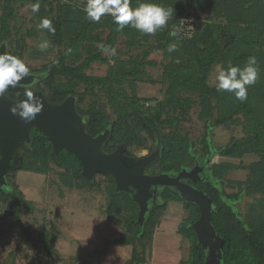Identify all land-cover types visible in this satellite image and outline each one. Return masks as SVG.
Here are the masks:
<instances>
[{"label":"trees","instance_id":"trees-1","mask_svg":"<svg viewBox=\"0 0 264 264\" xmlns=\"http://www.w3.org/2000/svg\"><path fill=\"white\" fill-rule=\"evenodd\" d=\"M37 2L39 10L32 12L36 25L26 34L37 37L40 20L50 19L54 34L40 31L50 41L47 50H58V56L40 69L29 70V74L38 77L34 85L9 87L5 93L13 100H20L25 90L34 87L54 104L74 96L92 137L111 131L105 146L107 153L125 145L126 155L135 156L133 148H147L149 142L151 152L159 151L158 161L148 169L151 175L175 176L183 169L195 167L200 156L196 152L198 145L202 157L211 162L214 154L229 159L255 154L258 160L243 167L248 171L246 181L229 183L239 189L237 193L226 195L224 191L228 174L242 168L232 163H212L208 179L194 186L214 201L212 223L225 241L221 264H264V0H130L132 8L152 3L170 12L167 23L154 34H144L130 25L120 28L108 14L98 22L89 20L84 11L87 0L80 4L63 0H0V46L7 44L10 55L23 59L25 35L19 30L13 38L12 23L21 8ZM186 25L192 26L190 34ZM173 32L177 35L173 36ZM120 43L122 48H118ZM172 43L177 49L169 52ZM44 52L37 50L35 54ZM154 53L163 56L159 64L151 59ZM250 57L256 58L258 75L256 82L248 86L247 99L243 102L209 84L216 66L227 69L231 63L244 68ZM95 64L108 65L106 75L88 74ZM158 65H162L161 84L166 87L163 98L140 97V85L160 83L148 71ZM194 105L200 107L199 117L204 121L205 132L200 143L192 142L183 130ZM239 118H243L247 136L228 146L214 147L212 129L236 123ZM32 133V144H23L10 163L6 174L8 184L0 188V205L7 207L3 218H15L16 226L23 229L24 242L45 247V254L40 248L37 258L28 264L44 261L55 264L56 236L44 229L36 239L30 226L21 222L23 215L34 210V205L16 186L15 178L21 172L47 174L55 165L62 170L61 183L70 189L92 188L97 183L81 177L82 164L72 153L64 149L56 157L49 138L36 128ZM106 178L108 216L121 218L130 212L125 220L122 218L127 234L113 241L114 245L132 247L128 264L147 263L155 229L171 203L182 204L188 213L177 230L180 238L190 241L189 258L180 264L205 263L206 252L192 228L200 218L195 204L185 202L174 188L158 187L141 226L139 207L133 198L128 193H116L115 180L111 176ZM243 195L257 196L245 214L237 208ZM104 254V250L91 253L83 264H96Z\"/></svg>","mask_w":264,"mask_h":264},{"label":"rangeland","instance_id":"rangeland-1","mask_svg":"<svg viewBox=\"0 0 264 264\" xmlns=\"http://www.w3.org/2000/svg\"><path fill=\"white\" fill-rule=\"evenodd\" d=\"M63 1H74L78 4L83 2V0ZM32 19L31 6L21 8L18 18L12 23L11 33L13 38L19 30L25 35L26 51L22 60L29 70L40 69L43 65L56 60L58 56L56 49L46 50L42 55L35 54V51L40 50L39 44L47 39L45 38L46 33L40 31L37 26V37H28L26 32L36 25ZM200 25L201 23H199ZM124 40L123 38L120 41ZM118 48H122L121 43ZM106 55L108 56L107 52ZM151 59L159 64L163 56L161 53H154ZM222 69V65L213 69L209 79V84L212 87L216 86V76ZM107 71L108 65L95 64L87 73L104 76ZM148 71L160 83L157 85L142 84L139 86L138 94L140 97L161 100L166 89L164 83L161 84L162 65L150 67ZM103 102H107V100L103 98ZM215 105L217 104L215 103ZM199 114L200 107L194 105L190 111L188 122L183 125L185 134L195 143H200L205 132L204 121L200 119ZM239 119L236 123L212 129L211 139L214 147L228 146L233 141L241 140L247 136L243 127V118ZM150 145L149 142L147 148L134 147L135 156L142 158L150 155ZM201 150V146L198 145L196 152L203 156ZM257 160L258 157L255 154H247L240 159H229L214 154L207 171L210 172L214 162L219 164L232 163L242 167L232 171L227 176L224 191L226 195H230L237 193L239 189L229 186V183L246 181L248 171L243 167H248ZM201 161L205 163L204 158ZM61 172L62 170L53 165L47 174L21 172L17 175L15 178L16 186L23 192L25 198L34 205V210L23 215L21 222L30 226L36 239L44 229L56 236L55 264H83L84 261L90 259L91 253L102 250L105 251V254L97 260L96 264H128L132 256V247L114 245L113 241L127 234L125 227H123V221L130 212H126L125 217L122 215L121 218L108 216L106 211L109 204L107 192L109 181L106 176L96 175L92 182L97 183L95 187L86 186L83 189H70L61 183L59 178ZM256 199L257 196L243 195L241 203L237 204L240 213L245 214ZM6 209V205H0V264H28L37 258L40 248L41 252L45 254V247L43 248L42 245L37 248L33 242H24L21 236L23 229L16 226L15 218H3ZM187 216L188 213L182 204L171 203L169 205L168 210L160 217V223L155 229L154 241L150 244L151 251H148L146 264H180L188 260L190 241L180 238L181 236L177 234L179 223ZM42 263L45 264L46 262Z\"/></svg>","mask_w":264,"mask_h":264},{"label":"water","instance_id":"water-1","mask_svg":"<svg viewBox=\"0 0 264 264\" xmlns=\"http://www.w3.org/2000/svg\"><path fill=\"white\" fill-rule=\"evenodd\" d=\"M2 53L9 54L7 44L0 46ZM37 80V75L28 74L16 86L29 87ZM30 91L42 102V111L30 123H25L9 111L12 106L26 99L25 95L20 100H13L6 93L0 97V188L7 186L6 174L10 163L23 144H32V131L36 128L52 142L56 157L65 149L81 162V177L89 183L94 181L96 175L111 176L116 183V193H128L139 207L138 224L141 226L145 223L157 188L176 189L185 202L195 204L200 211V218L192 228L206 252L204 264H221L225 241L212 223L214 201L194 186L204 181V167L198 164L192 169H183L175 176L151 175L148 169L158 161L157 149L142 158L126 155L125 145L107 153L105 146L111 131L106 130L92 137L87 131V120L78 111L74 96L54 104L42 90L31 88Z\"/></svg>","mask_w":264,"mask_h":264},{"label":"clouds","instance_id":"clouds-1","mask_svg":"<svg viewBox=\"0 0 264 264\" xmlns=\"http://www.w3.org/2000/svg\"><path fill=\"white\" fill-rule=\"evenodd\" d=\"M39 7L38 2L32 4V12H37ZM84 11L87 18L93 22H98L102 16L108 14L112 17L113 23L120 28L130 25L144 34H154L167 23L170 16L169 11L157 4L141 3L138 7L132 8L130 0H87ZM37 27L53 34L55 32L52 21L48 18H42ZM172 35L176 36L177 33L173 32ZM49 46L47 40L39 44L41 51H46ZM176 49L175 43L168 47L169 52ZM256 63L255 57H250L244 68L229 63L227 69L220 70L216 76L217 91L232 93L241 102L246 100L248 86L253 85L257 79ZM28 74L29 68L22 59L7 53L0 54V97L9 87H15L17 82ZM25 97L26 99L12 106L9 111L25 123H30L42 111V102L30 90H25Z\"/></svg>","mask_w":264,"mask_h":264},{"label":"flooded vegetation","instance_id":"flooded-vegetation-1","mask_svg":"<svg viewBox=\"0 0 264 264\" xmlns=\"http://www.w3.org/2000/svg\"><path fill=\"white\" fill-rule=\"evenodd\" d=\"M34 88V87H33ZM152 153V152H151ZM203 157L202 156H198V159H197V161H196V165L195 166H197L198 164L199 165H202L203 167H204V179L206 178V179H208V174H209V172L207 171V169H208V166L210 165V163H211V161H210V159H207V160H205V163L203 162V161H201V159H202ZM194 168V167H193ZM192 169V168H191ZM206 176V177H205Z\"/></svg>","mask_w":264,"mask_h":264},{"label":"built area","instance_id":"built-area-1","mask_svg":"<svg viewBox=\"0 0 264 264\" xmlns=\"http://www.w3.org/2000/svg\"><path fill=\"white\" fill-rule=\"evenodd\" d=\"M187 32L190 34V30L192 29V26L186 25Z\"/></svg>","mask_w":264,"mask_h":264}]
</instances>
